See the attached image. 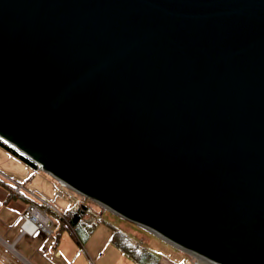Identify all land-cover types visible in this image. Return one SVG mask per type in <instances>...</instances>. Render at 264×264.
Returning a JSON list of instances; mask_svg holds the SVG:
<instances>
[{
	"label": "water",
	"instance_id": "95a60500",
	"mask_svg": "<svg viewBox=\"0 0 264 264\" xmlns=\"http://www.w3.org/2000/svg\"><path fill=\"white\" fill-rule=\"evenodd\" d=\"M0 141L211 264H264V0H0Z\"/></svg>",
	"mask_w": 264,
	"mask_h": 264
},
{
	"label": "crops",
	"instance_id": "0c3cea01",
	"mask_svg": "<svg viewBox=\"0 0 264 264\" xmlns=\"http://www.w3.org/2000/svg\"><path fill=\"white\" fill-rule=\"evenodd\" d=\"M0 149L7 154L4 153L5 156H9L8 159L15 158L24 163L29 168V175L34 171L43 172L16 157L1 144ZM10 173L9 168L0 163V264H137L113 243V230L93 229L85 240H81L76 232L64 228L58 217L50 215L54 223L51 235L41 231L32 235L24 233L21 229L22 215L31 205L43 206L40 200L37 199L36 202L33 199V195L49 200L42 192L29 190L24 182L13 179L15 174ZM31 177L32 175L28 178ZM28 180L30 179H26L27 182ZM51 180L55 186L56 180L52 177ZM50 202H55V199ZM88 208L92 215L85 219L86 224L103 220L104 210L94 209L90 203ZM52 211L61 213L57 208ZM54 219L57 220L56 224ZM194 258L182 250L167 248L162 253V258H158V264H195ZM195 259L199 264H204Z\"/></svg>",
	"mask_w": 264,
	"mask_h": 264
},
{
	"label": "rangeland",
	"instance_id": "374dc122",
	"mask_svg": "<svg viewBox=\"0 0 264 264\" xmlns=\"http://www.w3.org/2000/svg\"><path fill=\"white\" fill-rule=\"evenodd\" d=\"M3 150L0 149V163H3L4 166L9 168L10 174H15L12 176L13 179L19 181V182H24L29 190L33 191H40L42 192L49 201H53L55 199V202H51L52 205L57 208L61 214L63 215L64 213L75 209L80 200H87L88 203L92 205L94 209H100L104 210L105 212L103 213L102 217L103 220L101 222H96V227H93V229L96 231H112L113 228L119 229L123 232H125L133 242L140 243L142 247L147 248L150 250L155 256L158 258H162V253L167 248H170L175 251H179L180 249L166 243L147 229H144L128 220H125L114 213L108 211L105 207L90 201L86 197L82 196L81 194L75 192H71L69 190H65L63 192L62 196H56L55 193V186L51 180V175L46 173L45 171L43 172H31L30 175H32L31 178H28L29 175V168L19 160L15 158H9L12 160H9V156H5ZM7 155V154H6ZM35 165V164H34ZM37 168L39 166L35 165ZM27 169V170H25ZM41 170V169H40ZM33 171V170H32ZM55 179L54 177H52ZM28 180V182L26 181ZM31 182V183H30ZM73 197V198H72ZM33 199L37 202V198L33 197ZM98 205V206H96ZM54 210V209H53ZM53 211H50V215L52 216ZM56 214H53V218H57ZM55 224L57 223V220L54 219ZM194 261H197L194 258Z\"/></svg>",
	"mask_w": 264,
	"mask_h": 264
},
{
	"label": "trees",
	"instance_id": "16d2710c",
	"mask_svg": "<svg viewBox=\"0 0 264 264\" xmlns=\"http://www.w3.org/2000/svg\"><path fill=\"white\" fill-rule=\"evenodd\" d=\"M0 144L16 157L28 164H31L32 166H35L16 149L4 144L2 141H0ZM53 214L58 216V220L64 228H69L74 231V233L76 232V235L81 240H85L91 230H93V227H96V221H94L91 225L85 223V219L92 215V212L88 208V201L86 199L80 200L75 209H72L63 215L61 213L57 214L55 211H53L52 215ZM112 239L113 243L137 264H158V258L150 250L142 247L140 243L133 242L125 232L113 228Z\"/></svg>",
	"mask_w": 264,
	"mask_h": 264
},
{
	"label": "built area",
	"instance_id": "2783aa9c",
	"mask_svg": "<svg viewBox=\"0 0 264 264\" xmlns=\"http://www.w3.org/2000/svg\"><path fill=\"white\" fill-rule=\"evenodd\" d=\"M39 169L41 168L39 167ZM55 180L56 196H62L65 190L75 193L74 190L64 181L56 178ZM33 196L40 200L43 203V206L35 204L27 208L26 213L22 215L23 221L21 224V229L24 233L30 235L36 233L37 231H41L46 235H51L54 231V223L49 211L53 209L55 210V208L50 201L44 200L43 198H40L36 195ZM195 264H199L198 261H195Z\"/></svg>",
	"mask_w": 264,
	"mask_h": 264
},
{
	"label": "bare ground",
	"instance_id": "6f19581e",
	"mask_svg": "<svg viewBox=\"0 0 264 264\" xmlns=\"http://www.w3.org/2000/svg\"><path fill=\"white\" fill-rule=\"evenodd\" d=\"M193 257H195V256H193ZM195 258L199 259V260L202 261L204 264H211V263H209L208 261H205L203 258H199V257H195Z\"/></svg>",
	"mask_w": 264,
	"mask_h": 264
}]
</instances>
